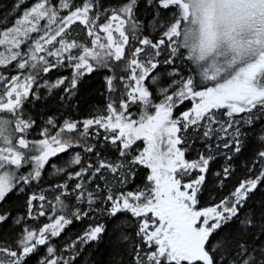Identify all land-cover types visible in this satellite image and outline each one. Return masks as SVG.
Masks as SVG:
<instances>
[{
	"label": "snow or ice",
	"instance_id": "snow-or-ice-1",
	"mask_svg": "<svg viewBox=\"0 0 264 264\" xmlns=\"http://www.w3.org/2000/svg\"><path fill=\"white\" fill-rule=\"evenodd\" d=\"M0 264H264V0L0 3Z\"/></svg>",
	"mask_w": 264,
	"mask_h": 264
},
{
	"label": "trees",
	"instance_id": "trees-1",
	"mask_svg": "<svg viewBox=\"0 0 264 264\" xmlns=\"http://www.w3.org/2000/svg\"><path fill=\"white\" fill-rule=\"evenodd\" d=\"M7 0H0V3H6Z\"/></svg>",
	"mask_w": 264,
	"mask_h": 264
}]
</instances>
